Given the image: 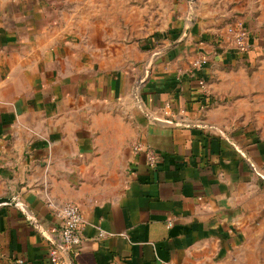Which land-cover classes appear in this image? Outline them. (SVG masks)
<instances>
[{"label": "crops", "instance_id": "0c3cea01", "mask_svg": "<svg viewBox=\"0 0 264 264\" xmlns=\"http://www.w3.org/2000/svg\"><path fill=\"white\" fill-rule=\"evenodd\" d=\"M61 2L0 0V264H47L44 233L65 202L85 221L69 264H264V134L222 129L233 109L218 96L237 84L213 80L264 58V0H194L190 24L181 2L163 37L115 69L72 34ZM236 21L246 54L228 49Z\"/></svg>", "mask_w": 264, "mask_h": 264}, {"label": "rangeland", "instance_id": "374dc122", "mask_svg": "<svg viewBox=\"0 0 264 264\" xmlns=\"http://www.w3.org/2000/svg\"><path fill=\"white\" fill-rule=\"evenodd\" d=\"M181 2L186 4L187 9L183 13L187 16V24H190L194 15L188 9L195 6L194 0H62L61 10L72 17V34L79 36V40H85L83 43L94 52L95 61L115 69L126 68L133 61L129 55L132 46L140 42L143 44L151 36L163 37L171 19L178 14ZM88 7H96L92 8L95 14L93 18L81 16L90 11ZM106 11L109 17L107 23L101 15ZM187 28L188 35L190 31ZM105 30H108L109 39ZM144 74L147 75L145 68L135 79L136 85L144 82ZM220 74L213 79L214 83L225 87L232 82L237 84L236 93L218 96L219 103H226L233 109L222 129L226 128L228 132L253 129L258 136L263 135L264 58L222 66ZM246 101V106H234L235 102Z\"/></svg>", "mask_w": 264, "mask_h": 264}, {"label": "built area", "instance_id": "2783aa9c", "mask_svg": "<svg viewBox=\"0 0 264 264\" xmlns=\"http://www.w3.org/2000/svg\"><path fill=\"white\" fill-rule=\"evenodd\" d=\"M227 34L228 49L239 54H246L251 49L249 42V34L241 21H236L232 24H227L223 29ZM207 62L206 55L202 54L195 58L191 66L192 68H201ZM199 84L204 86V80L199 79ZM139 84L135 86L133 95L136 102L142 106V101L139 96ZM170 108L166 104V113ZM132 149L135 152H143L148 166L152 167L156 164L157 154L155 150L148 144L134 141ZM59 224L44 233L46 239L50 242L47 253V264H69L68 253L71 254L73 248L79 245L81 241V231L84 226V218L78 204L74 202L63 203L58 210ZM170 225V222H168ZM106 232L99 229V235H104ZM13 264H26L23 258H18Z\"/></svg>", "mask_w": 264, "mask_h": 264}, {"label": "water", "instance_id": "95a60500", "mask_svg": "<svg viewBox=\"0 0 264 264\" xmlns=\"http://www.w3.org/2000/svg\"><path fill=\"white\" fill-rule=\"evenodd\" d=\"M187 32H188V30L185 31V34H186ZM185 34H183L178 40H176L174 43H172V44H171L168 48H166V49H169V48H172V47L178 45V44L183 40ZM7 201H10V200H8V198H1V199H0V203H2V202H7ZM68 257H69V260H71V254L68 253Z\"/></svg>", "mask_w": 264, "mask_h": 264}]
</instances>
